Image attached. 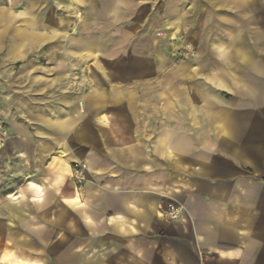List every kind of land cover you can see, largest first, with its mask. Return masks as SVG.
<instances>
[{"label":"crops","instance_id":"obj_1","mask_svg":"<svg viewBox=\"0 0 264 264\" xmlns=\"http://www.w3.org/2000/svg\"><path fill=\"white\" fill-rule=\"evenodd\" d=\"M8 37L43 87L0 128V264H264V0H0Z\"/></svg>","mask_w":264,"mask_h":264},{"label":"rangeland","instance_id":"obj_2","mask_svg":"<svg viewBox=\"0 0 264 264\" xmlns=\"http://www.w3.org/2000/svg\"><path fill=\"white\" fill-rule=\"evenodd\" d=\"M9 41L10 37L5 40L0 39V128L8 125L11 116L15 119H24L25 115L22 117L20 115L26 112L28 105L35 102L34 94L41 92L43 87L35 83V77H37L35 69L28 70L24 64L9 62ZM39 102L42 103V101ZM6 136L4 131L0 132V145Z\"/></svg>","mask_w":264,"mask_h":264},{"label":"built area","instance_id":"obj_3","mask_svg":"<svg viewBox=\"0 0 264 264\" xmlns=\"http://www.w3.org/2000/svg\"><path fill=\"white\" fill-rule=\"evenodd\" d=\"M72 178L76 186L81 187L85 182V168L78 166L74 168ZM183 209L178 206H171L167 212V216L170 219H178L182 215Z\"/></svg>","mask_w":264,"mask_h":264}]
</instances>
